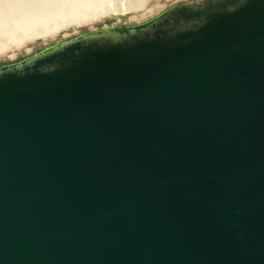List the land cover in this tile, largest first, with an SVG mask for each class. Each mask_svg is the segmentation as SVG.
<instances>
[{
	"label": "water",
	"instance_id": "1",
	"mask_svg": "<svg viewBox=\"0 0 264 264\" xmlns=\"http://www.w3.org/2000/svg\"><path fill=\"white\" fill-rule=\"evenodd\" d=\"M0 264H264V0L0 66Z\"/></svg>",
	"mask_w": 264,
	"mask_h": 264
},
{
	"label": "bare ground",
	"instance_id": "2",
	"mask_svg": "<svg viewBox=\"0 0 264 264\" xmlns=\"http://www.w3.org/2000/svg\"><path fill=\"white\" fill-rule=\"evenodd\" d=\"M107 1L108 0H106V2ZM153 1L155 4H152ZM198 1L201 3L206 0H201V2L200 0ZM99 2L100 3L96 2L94 6L92 5L94 10H92L93 8L91 9V7L87 9L86 6L88 12H85V10L80 13V11L76 9L70 11V7L69 9L63 7V9L61 7V9L59 8L58 10L55 9L56 0H0V54L5 52L10 46H13L19 52L28 42L35 45L34 42H38L36 40H40L43 44L48 45L49 41L57 37L60 33L64 32L63 37L68 36L66 32L69 31V29L75 30L85 25L92 27L93 23H96L100 18L106 15L101 5L103 2L105 3V0L103 2L99 0ZM159 3L160 0H140L133 8L134 10H132L136 12L134 17L144 18L153 14L159 8ZM69 4L71 5V1ZM76 4L77 3H75V6H77ZM59 6H62V4ZM75 6L74 4L73 6L71 5L72 8ZM80 9L81 8H79V10ZM117 10L119 12V9L113 8L112 12L115 13ZM74 11L79 12V14L74 13ZM134 17L131 18L134 19ZM5 38L7 39L5 40ZM9 50L12 51L10 48Z\"/></svg>",
	"mask_w": 264,
	"mask_h": 264
},
{
	"label": "rangeland",
	"instance_id": "3",
	"mask_svg": "<svg viewBox=\"0 0 264 264\" xmlns=\"http://www.w3.org/2000/svg\"><path fill=\"white\" fill-rule=\"evenodd\" d=\"M70 1H71L72 6H73V4L75 6V3H77L76 4L77 6L72 8L71 5L69 4ZM76 1L77 0H74V2H75L74 3L73 0H66V1L65 0H61V1L56 0V5L54 7L57 10L60 7L61 8L63 7L65 9L66 8L69 9V7H70V9H71L70 11L76 9L77 11H80V13H81L82 11L84 12L85 10H86L85 12H88L87 9H90V7L92 9L93 8L92 5L94 6L96 4V2L100 3L99 0H90V1L89 0H78L77 2ZM103 1L104 0H101V2H103ZM139 1L140 0H108L107 1L108 3H107L105 0V3L103 2L101 5H102V9L105 11L107 17L105 15V17L100 18L99 21H97L96 23H93L92 27L89 25H85V26L78 28V29H75V30L69 29V31L66 32V33H68V36L63 37L64 32L60 33L59 35H57V37H55L54 39H51L49 41L48 45L43 44L42 41H40V40H36L38 42H34L35 45H33V43L28 42L24 45V48L20 49L19 52L13 46L12 47L10 46V47H8V49H6L7 52L5 51L2 54H0V66L10 65V64L19 62V61L35 54V53L42 51L43 49L51 47L55 44H59V43L68 41L71 38H75V37L82 35V34H85V33L105 30V29H109V28H122V27L140 25V24H143V23L159 16L160 14H162L163 12H165L166 10H168L169 8H171L173 6H176L179 4H183V5L200 4L198 0H160L159 8L153 14L148 15L144 18H142V17L135 18L134 14H136V12L134 11L135 12L134 13L132 10H134L133 8L139 3ZM66 2H68V3H66ZM127 2H128V4H127ZM200 2H201V0H200ZM201 3H203V2H201ZM61 4H62V6H59ZM152 4H155V2L153 1ZM65 5H67V6H65ZM57 6H59V7H57ZM86 6H87V9H86ZM88 6H89V8H88ZM79 8H81V9L79 10ZM113 8L119 9V12L117 10L118 13L117 12L113 13L112 12ZM122 8L126 9V10H123ZM92 10H94V8ZM107 10L110 12H108ZM124 11H125V14H124ZM74 13L79 14V12H75V11H74ZM120 13H121V15H120ZM131 17H134V19H132ZM6 39L7 38H5V40ZM33 46H35V47H33ZM9 48L12 51H10ZM8 56H9V58H8Z\"/></svg>",
	"mask_w": 264,
	"mask_h": 264
}]
</instances>
